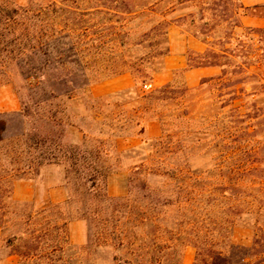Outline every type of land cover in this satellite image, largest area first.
<instances>
[{
  "label": "rangeland",
  "instance_id": "obj_1",
  "mask_svg": "<svg viewBox=\"0 0 264 264\" xmlns=\"http://www.w3.org/2000/svg\"><path fill=\"white\" fill-rule=\"evenodd\" d=\"M6 1L10 0H0V7ZM14 1L24 4L28 0ZM30 6L35 16L31 44L38 48L36 57L41 61L45 58L41 49H45L51 64L46 69L45 84L39 74L23 79L15 65L21 46L16 34L19 26L16 22L10 23V28L9 22L0 20V166L31 164L39 171L26 176L27 180H33L42 190L43 182L56 184L62 181L67 198L71 197L69 208L74 213H81L80 181L72 179L67 184L63 165H37L44 160L48 146L29 148L22 144V133L42 135L54 130L51 124L40 118L41 114L52 109L58 111L57 117L61 119V125L55 130L61 133L62 143L81 144L85 133V147L88 149L97 146L98 140L106 141L109 158H101L100 163L113 166L120 163L118 175H111L116 177L115 184L124 182L123 195H126L130 168L142 160L155 163L159 158L165 163L164 148L156 152V139L146 138L147 130L158 133L160 127L148 126L149 114L139 111H143L146 105L143 99L133 101L130 96L92 99L94 91L107 92L110 88L99 87L117 77L105 75L113 71H133V75L124 73L133 78L134 84L129 88L135 90L133 96L146 95L168 82L179 89L187 86L182 69L166 71L168 82L159 75L164 74L169 56L183 51L187 56L191 54L189 39L207 41L216 51L235 49L232 58H220L219 61L231 65L226 71H235L226 76L225 83L238 79V100L233 99L227 87L222 89L220 83L199 85L200 79H196L194 86H188L192 89L188 100L179 99L174 107L160 105L156 109L169 115L164 125L165 135L170 136L166 141L172 143L173 149H186L184 153L188 154V157L181 155L173 161L182 165L188 159L192 170L197 172L192 176L193 180L205 178L214 184L228 178L238 179L241 184L236 195L241 198L239 209L249 214L242 215L232 241L237 245L251 246L253 227L264 229V40L238 36L247 28L241 25L240 16L251 11L243 9L240 0H118L117 3L112 0H30ZM42 8H46L44 14L40 11ZM60 9L57 14L55 11ZM257 12L260 13L261 9ZM59 25L81 29V38L54 41V28ZM86 27H89L87 37L82 33ZM115 32L128 33L123 38L125 47H116L117 54L110 48L112 39L117 37L113 34ZM105 42L106 46L103 45ZM61 51H64V65H60L57 58ZM191 57L200 61L198 55L192 54ZM62 71L68 74L69 90L82 86L83 72L91 79L101 77V80L86 89L73 90L69 97L65 94L66 85L58 79ZM40 86L44 91H37V95L31 92ZM51 89L59 97L43 100L44 93ZM186 110L188 116L182 114ZM133 117L139 121L137 126V121L129 122ZM113 133L117 136L112 137ZM114 145L120 149L119 163L111 151ZM11 158L18 159V162L11 164ZM206 169L208 174H201ZM231 170L234 172L230 173ZM252 183L256 186L250 189ZM35 205L42 208L48 203ZM67 234L64 253H55L49 258H53L56 264H81L85 256L82 249L85 237L81 243L71 242L69 225ZM8 250L1 237L0 259ZM194 255L195 249L186 245L182 264H193ZM96 258L101 261L102 253L98 252ZM48 261L35 260L30 264ZM19 264L29 263L19 257Z\"/></svg>",
  "mask_w": 264,
  "mask_h": 264
},
{
  "label": "trees",
  "instance_id": "obj_2",
  "mask_svg": "<svg viewBox=\"0 0 264 264\" xmlns=\"http://www.w3.org/2000/svg\"><path fill=\"white\" fill-rule=\"evenodd\" d=\"M25 3L6 1L0 7V20L4 23L9 22L8 27L12 26L10 23L15 22L19 26L16 34L19 36L18 40L20 39L18 45L21 46L15 58L19 75L27 79L30 75L39 74L45 84L46 69L50 67L51 59L45 49H41L42 55L45 56L42 61L36 57L38 48L31 44L34 34L32 20L35 16L30 0ZM45 9L40 10L42 14ZM61 10L55 12L58 14ZM13 29L15 32L16 28ZM80 30L59 25L54 28L52 38L59 42L67 38L80 39ZM88 30L89 27L83 29V36L87 37ZM113 34L117 37L112 39L110 48L117 54L116 47L119 49L125 47L123 38L128 33ZM238 36L263 42L264 28L247 27ZM105 44L106 42L103 43ZM63 52L57 55L60 65L65 63L62 60ZM234 52L235 49L229 48L218 51L207 48L200 61H194L189 55L187 68L221 67L222 71L218 76L202 79L199 85L218 82L223 85L222 89L227 87L231 90L233 99L238 100L240 90L239 81L236 82L238 79L225 83L228 80L226 76L235 71H226V67L231 65L219 61L220 58H232ZM126 72L134 74L133 71H113L105 77L120 76ZM82 75L84 78L82 86L69 90L68 74H64L63 71L60 73L58 79L60 83L66 85L65 94L69 97L73 90L86 89L91 83L101 80V77L91 79L85 72ZM43 89L40 86L31 89V92L37 95V91ZM191 91L188 86L176 89L172 82H168L142 96H133L135 90L130 89L92 96L93 100L117 96H130L133 101L143 99L146 105L143 111H139L149 114L146 120L149 122L148 126L155 124L160 127L156 134L149 131L146 138L156 139V152L164 148L165 163L159 158L157 161L153 158L155 163H146L143 160L135 163L130 168L127 194L123 196H111L107 190L108 177L119 170L121 154L119 147L114 145L111 149L119 163L117 166L100 163L101 158H109L110 150L106 147L105 140H98L97 146L88 149L85 147L87 141L85 133L81 144L66 145L60 139L61 133L55 130L61 125V119L57 117L58 111L51 109L41 114V120L44 119L51 124L54 130L50 129L42 135L22 133V144L29 148L48 146L43 156L44 160L39 161L37 165H63L67 184L72 179L80 181L83 207L81 213H74L69 208L71 197L62 203L49 202L42 208H36L33 202L16 200L12 195L14 182L27 179L28 175L33 173L38 174L39 169L33 168L31 164L0 166V229L1 237L9 248L6 255H17L29 264L43 259L49 260L45 264H56L49 256L64 253V244H68L69 223L81 220L85 225V244L82 247L85 256L81 259V264H182L186 245H191L195 249L193 264H264L263 227H253L254 238L249 247L237 245L232 241L233 232L242 215L249 214L239 209L241 198L236 195L241 189V184L238 179L228 178L214 184L205 178L193 180L192 176L197 175V172L192 170L188 159L184 160L182 165L173 161L181 155L188 157V154L184 153L186 149H173L172 143L166 141L170 136L165 135L164 125L169 115L156 108L160 105L174 107L177 100H188ZM58 97L59 95L51 89L44 93L43 100ZM182 114L189 115L187 110ZM134 121H137V126L139 121L135 117L129 119V122ZM111 136L117 135L113 133ZM12 162L16 163L18 159L11 158V164ZM208 171L206 169L201 174L207 175ZM232 172L234 170L230 171ZM255 186L256 184L252 183L249 188ZM98 252L102 253L101 261H97Z\"/></svg>",
  "mask_w": 264,
  "mask_h": 264
},
{
  "label": "crops",
  "instance_id": "obj_3",
  "mask_svg": "<svg viewBox=\"0 0 264 264\" xmlns=\"http://www.w3.org/2000/svg\"><path fill=\"white\" fill-rule=\"evenodd\" d=\"M243 9H249L250 14H243L240 16L241 25L250 28H264V0H240ZM261 12L258 13L257 10ZM264 11V10H263ZM188 48H190V56L192 54L202 56L207 48H211L206 41H200L198 39H189ZM187 58L185 52L176 53L169 56L167 59V66L164 74L159 75V78H164V82H168L169 78L166 71H173L182 69L184 71V78L187 82V86H194L195 80L205 78H211L218 76L222 68L219 66H204L196 68H187ZM133 78L129 74H122L120 76L105 82L99 88H110L107 92L119 91L129 89L133 86ZM200 84V82H199ZM94 90V89H93ZM107 92L96 93L95 96H101ZM149 134V130H147ZM156 134V133H153ZM134 144V143H132ZM131 146V145H130ZM120 150V149H119ZM114 175V174H112ZM110 175L107 179V190L112 196H121L125 194V184L120 182L115 184L114 177ZM115 175H118V173ZM124 180V179H123ZM122 181V180H121ZM43 190L37 188L33 180L19 179L13 184L12 195L13 198L19 201L33 202L34 204L40 202L62 203L67 199V193L62 181L58 183H45L43 182ZM42 190V191H41ZM41 192V193H40ZM111 192V193H110ZM84 223L81 220H75L69 223L70 239L73 243H81L85 237V227H82ZM2 231L0 229V238ZM0 264H19V257L17 255H5L0 259Z\"/></svg>",
  "mask_w": 264,
  "mask_h": 264
}]
</instances>
